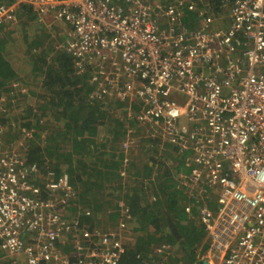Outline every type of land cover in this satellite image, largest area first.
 Wrapping results in <instances>:
<instances>
[{
	"label": "built area",
	"instance_id": "built-area-1",
	"mask_svg": "<svg viewBox=\"0 0 264 264\" xmlns=\"http://www.w3.org/2000/svg\"><path fill=\"white\" fill-rule=\"evenodd\" d=\"M210 1L187 0L200 18L191 29L179 23L184 0H15L0 4V26L16 22L20 4L40 21L65 22L62 49L79 72L89 69L91 98L126 102L127 117L161 146L187 153L194 168L175 180L206 232L200 259L264 264V0H222L229 11L221 28ZM9 88L0 92V113L17 90ZM31 136L23 128L16 144L0 141V264H119V230L90 231L62 218L74 194L68 173L43 174L28 163L19 148ZM70 235L74 251L62 255L56 243ZM90 239L95 246L82 243Z\"/></svg>",
	"mask_w": 264,
	"mask_h": 264
},
{
	"label": "trees",
	"instance_id": "trees-1",
	"mask_svg": "<svg viewBox=\"0 0 264 264\" xmlns=\"http://www.w3.org/2000/svg\"><path fill=\"white\" fill-rule=\"evenodd\" d=\"M14 1L0 0V4ZM210 2L214 14L226 13L225 21L215 24L224 27L229 6H223L222 0ZM179 10L180 25L194 28L200 19L196 7L184 0ZM17 18L22 29L0 26V92H9L10 84H15L29 102L21 109L8 97L7 111L0 113V141L8 137L18 141L23 128L29 130L32 136L19 148L28 163H36L43 174L68 173L74 194L61 209V216L69 224L92 231L98 229L94 227L96 215L105 216L108 224L122 222L117 227L123 243L119 264H201L199 256L208 246L206 232L193 198L175 180L194 168L186 160L187 153H178L167 142L161 148L160 140L149 136L154 148L139 152L134 160L128 155L129 163L124 165L121 144L126 125L135 121L127 117V103L91 98L94 84L89 69L79 72L74 58L55 48L50 33L31 24L38 19L33 7L17 5ZM17 45L25 50V64L20 67L10 58ZM118 108H125L121 117ZM18 109L23 112H16ZM139 148L141 151L143 145ZM123 170L125 174L120 175ZM46 197L44 193L42 198ZM68 240L72 253V235ZM82 243L96 245L92 239ZM164 244L169 249L157 253Z\"/></svg>",
	"mask_w": 264,
	"mask_h": 264
},
{
	"label": "rangeland",
	"instance_id": "rangeland-1",
	"mask_svg": "<svg viewBox=\"0 0 264 264\" xmlns=\"http://www.w3.org/2000/svg\"><path fill=\"white\" fill-rule=\"evenodd\" d=\"M226 15V13L222 14V16H219L217 15L216 17V21H215V24L216 22L220 23V22H224L225 21V18L224 16ZM20 21L18 20V18L16 19V22L12 25H8V27H11V26H16V29L19 30V29H22L24 27V25L22 26V24H19ZM22 23V22H21ZM31 24H34V27H38L40 28V26L43 27V29L47 30L48 33H50V41H52V43L55 45V48H59L61 49L63 47V44L65 42V39H66V33L67 31L69 30V26L63 22V21H58V20H55L53 17L51 16H47L45 17L42 21L38 20L36 21V24L33 22ZM6 27V26H5ZM15 28V27H14ZM13 49L15 51H11V61L12 63L16 66V67H20L23 64H25V61H24V52L22 53V51H25V50H22L21 51V48L20 46H16V47H13ZM17 52V53H16ZM25 97H22L20 95H18L17 97L14 98V101H15V105L16 106H20L21 109H23L25 107L26 104H28L29 100L28 101H25ZM32 102V100H30ZM124 109L125 108H118L116 109V111L118 112L119 114V117H121V115L124 114ZM20 109H18V111L16 112H21L19 111ZM23 112V111H22ZM130 126V136L132 137V143L129 142V145H128V155H129V158L131 156L132 160L135 159V157H137V155H139V152H141V154H143L144 152H147L149 150H152L154 147L152 144H150L151 142L148 140L150 134L151 133V129L147 126V125H143V124H140L139 122L137 121H133V124H128ZM132 133V135H131ZM12 134L16 135V132L15 131H12ZM5 142V145H9L10 142L14 141L13 138H5L4 140ZM143 145V148L142 150L140 151V146ZM162 148V146H160ZM138 151V152H137ZM168 151H171V147H169ZM160 154V151L158 152V156ZM145 160H148V157H145ZM96 219H95V223H94V227L98 228V230H102V231H112V230H116L118 225H120V223L118 224H108L107 223V218H105V216L103 215H96L95 216ZM87 228V227H86ZM64 241H67V239H65ZM69 243V240L67 241V243H62L60 242L59 243V246H58V252L60 254H66L68 255L70 253V250L68 248V244ZM63 247H66L67 250H65Z\"/></svg>",
	"mask_w": 264,
	"mask_h": 264
},
{
	"label": "clouds",
	"instance_id": "clouds-1",
	"mask_svg": "<svg viewBox=\"0 0 264 264\" xmlns=\"http://www.w3.org/2000/svg\"><path fill=\"white\" fill-rule=\"evenodd\" d=\"M215 15L217 16V14H215ZM225 26H226V25H225ZM214 27H215V21H214ZM219 28H221V27H219ZM23 94H25L24 91H23V90H19V88H17V90H15L11 96H12L13 99H14V98L17 97L18 95H20V96L23 97ZM125 136H126V135H125ZM16 142H18V141H14L15 144H16ZM84 228H85V227H84ZM109 231H110V230H109ZM199 257H200V256H199ZM201 261H202V260H201Z\"/></svg>",
	"mask_w": 264,
	"mask_h": 264
},
{
	"label": "water",
	"instance_id": "water-1",
	"mask_svg": "<svg viewBox=\"0 0 264 264\" xmlns=\"http://www.w3.org/2000/svg\"><path fill=\"white\" fill-rule=\"evenodd\" d=\"M170 227H171V224H170ZM201 264H209V263H207V261H202Z\"/></svg>",
	"mask_w": 264,
	"mask_h": 264
}]
</instances>
